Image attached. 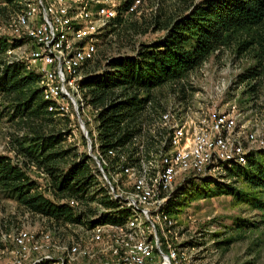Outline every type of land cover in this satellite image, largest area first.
Segmentation results:
<instances>
[{
	"label": "trees",
	"instance_id": "trees-1",
	"mask_svg": "<svg viewBox=\"0 0 264 264\" xmlns=\"http://www.w3.org/2000/svg\"><path fill=\"white\" fill-rule=\"evenodd\" d=\"M125 1L105 32L123 24L136 33L146 32L147 27L140 28L130 17L147 4L150 10L145 22L163 34L135 43L131 52L108 54L111 40L107 41L109 45L85 61L86 72L78 83L94 122L91 128L85 119L92 152L103 155L106 170L114 174L127 168L141 170L142 155L150 158L158 149L163 150L159 155L168 151L170 131L157 126L167 110L165 91L183 106L192 93L189 73L222 48L252 58L239 75V79H247L243 92L247 101L255 105L264 86V0ZM22 6L21 0H0V21H8ZM19 44L21 40L11 34L0 36V119L5 117L13 125L10 147L20 158L18 163L8 154H0V193L19 208L45 218L57 234H62L60 228L72 225L87 229L106 223L122 226L132 213L99 183L86 139L80 133V147L68 143L70 120L50 110L54 103L46 98L41 75L28 70L22 60H6L4 53ZM108 151L116 155L110 156ZM31 166L46 174L49 195L26 171ZM222 167L218 180L211 176L200 179L191 173L172 192L166 215L178 218L194 200L226 195L264 217V151L252 153L245 164ZM237 218L236 230L245 229L249 222Z\"/></svg>",
	"mask_w": 264,
	"mask_h": 264
},
{
	"label": "rangeland",
	"instance_id": "rangeland-1",
	"mask_svg": "<svg viewBox=\"0 0 264 264\" xmlns=\"http://www.w3.org/2000/svg\"><path fill=\"white\" fill-rule=\"evenodd\" d=\"M115 2L114 5L117 6L118 12L119 7L126 1L115 0ZM21 3L23 6L19 10L16 8L17 11L10 14L11 18L8 21H0V36L12 34L9 23L29 4L26 0H21ZM35 3L34 1L33 5ZM149 10L150 6L144 4L138 7L136 13L131 14L130 17V22L135 21L140 28L147 27L146 32L136 33L133 27L125 24L117 25L114 31L105 32V27L110 20L104 25L94 22L96 25L94 32L85 34L86 36L79 44L86 51V61L95 57L96 50L104 47L105 44L109 45L107 41L111 40L109 49H107L108 54H114L116 51L131 52L135 43L149 41L163 34L162 30H154L150 24L145 22L148 19ZM83 25L85 26L86 23ZM20 40L21 44L18 47L8 50L7 54L4 53L6 60H22L26 68L29 66L28 70H35L38 61L32 60L30 54L37 45L28 41L26 37ZM251 62L252 58L245 53L239 55L230 48H222L201 63L199 68L189 73L187 79L192 86L190 89L192 93H190V98L184 101V107L173 99L166 88H163V91L166 90L164 99L167 109L181 113L178 118L179 123L187 120L191 127L190 133L194 125H197L195 121L199 116H208L212 112H226L228 106L236 103L242 113V120L239 123V126L244 125L242 131L255 133L258 137L257 142L262 140L264 143V86L256 104L252 105L247 101V96L243 94L247 88V79H239V75L249 67ZM84 72L86 71L83 65L78 71L79 78H83ZM60 103L63 109L59 107L56 115L67 117L70 120L66 127L69 133L67 142H75L80 147V133L83 136V132L78 120L81 125L85 126V129L82 126L81 128L88 138L85 119L90 127L94 128L92 115L87 106L84 109L78 108L77 113L75 106H72L70 102L61 100ZM14 134L13 125L5 117L1 118L0 154H8L13 157L14 161L20 163V158L14 155L10 147L11 137ZM242 141L247 147L245 139ZM86 148L88 152V142ZM262 148L256 150L264 151ZM171 149L168 140L166 150ZM159 151L163 150L154 151L150 154V158L142 155L140 162L150 170L152 167L148 162L157 157ZM93 162L95 165L94 159ZM26 171L40 183L42 191L49 195L45 187L47 185L46 174L36 170L33 166ZM116 172L119 171L116 170ZM223 172L222 170L219 175L211 177L218 180ZM191 173L199 177L194 172H188L182 178L184 173L174 182V189L190 177ZM113 180H116V183L112 186V191L120 196L121 207H126L132 213L130 219L126 217L133 222L127 224V219H125L124 224L116 228L102 227L101 224L89 229L82 225H72L66 229L60 228L62 234H57L51 230L45 218L28 213L23 208H19L13 199L0 193V264H39L42 261L48 264H129V257L137 253L136 243L145 238L152 243L158 241V246L143 264H163L167 251L174 249L178 264H264V217L261 212L250 210L245 205L235 204L231 197L220 195L194 200L179 213L178 218L168 217L169 220L163 222L157 219L156 214L166 215L165 209L168 202L160 205L151 204L134 212L132 185L137 179L135 180L130 171L112 174L111 182H114ZM197 185H202V183L198 181ZM101 209L103 208L98 211ZM144 212H147L148 220L144 218ZM237 217L246 220L245 223L249 222L245 229H241L242 231L234 227L238 220ZM44 234H48L49 237L45 238ZM17 239L23 240L24 245L20 246ZM225 239L232 241L225 245L221 243Z\"/></svg>",
	"mask_w": 264,
	"mask_h": 264
},
{
	"label": "bare ground",
	"instance_id": "bare-ground-1",
	"mask_svg": "<svg viewBox=\"0 0 264 264\" xmlns=\"http://www.w3.org/2000/svg\"><path fill=\"white\" fill-rule=\"evenodd\" d=\"M26 1L29 4L9 23L11 35L19 40L26 37L28 41L37 45L30 56L32 60L38 61L35 70L41 75L40 85L45 91L46 98L54 103V107L50 110L58 111L59 107L63 109L60 101L66 100L75 106L78 113V108H85L83 94L78 86L81 79L78 71L87 60L85 49L79 46L80 41L86 36L84 34L94 32L96 28L94 22L108 24L107 22L116 16L117 6L114 5L116 2L115 0ZM34 1L35 5H33ZM83 23L86 25L82 26ZM50 28L52 32L49 36ZM180 115V112L170 108L160 115L157 125L170 131L168 136L172 149L164 153L160 152L159 156L148 162L152 167L150 170L143 165L141 170L127 168L120 171L122 173L131 171L135 180L137 179L132 185L134 212L151 204L160 205L168 202V197L174 190V182L184 173L182 178L188 172H194L201 179L216 176L223 170V164H245L248 157L257 151L256 149L264 147L262 140L257 142L258 137L255 133L242 131L244 125L239 126L242 113L236 103L228 106L226 112H212L208 116H199L195 121L197 125H194L190 133L191 127L187 120L179 123ZM81 126L85 129L84 125ZM83 137L87 139L84 131ZM242 139L247 142V147L244 146ZM107 154L116 155L113 151H108ZM91 157L95 161L94 172L99 183L102 187L110 189L109 194L113 198L120 199V196L112 191L116 180L111 182L114 173L106 170L105 157L99 152L92 154ZM156 216L159 221L169 220L167 215L157 213ZM144 218L148 220L147 212H144ZM129 219L126 223H133ZM101 226L118 227L111 223ZM43 236L49 237L48 234ZM17 242L20 246L24 245L21 239H17ZM156 246L158 241L152 243L146 238L139 240L135 245L137 253L129 257L128 263L143 264L151 257ZM174 250L167 251L163 264H178Z\"/></svg>",
	"mask_w": 264,
	"mask_h": 264
},
{
	"label": "built area",
	"instance_id": "built-area-1",
	"mask_svg": "<svg viewBox=\"0 0 264 264\" xmlns=\"http://www.w3.org/2000/svg\"><path fill=\"white\" fill-rule=\"evenodd\" d=\"M105 1H108V0H105ZM108 10V9H107ZM44 12H45V10H44ZM45 14H46V19H47V13L45 12ZM84 26V25H83ZM51 32H52V28H50V30H49V36H50V34H51ZM85 35V34H84ZM48 43V42H47ZM61 85H62V82H61ZM79 124H80V129L82 130V132H83V129L81 128V122H80V120H79ZM225 148H227V147H225ZM240 149V148H239ZM112 227H115V226H112ZM116 228V227H115ZM120 263H123V262H120Z\"/></svg>",
	"mask_w": 264,
	"mask_h": 264
},
{
	"label": "water",
	"instance_id": "water-1",
	"mask_svg": "<svg viewBox=\"0 0 264 264\" xmlns=\"http://www.w3.org/2000/svg\"><path fill=\"white\" fill-rule=\"evenodd\" d=\"M87 142H88V155L91 156L92 155V152H91V141L89 140L88 141V138H87Z\"/></svg>",
	"mask_w": 264,
	"mask_h": 264
}]
</instances>
